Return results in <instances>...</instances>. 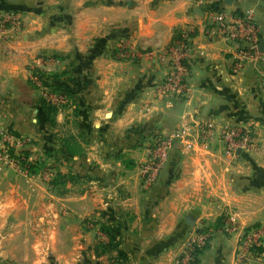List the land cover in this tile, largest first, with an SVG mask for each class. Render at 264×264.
I'll return each mask as SVG.
<instances>
[{
	"label": "crops",
	"instance_id": "0c3cea01",
	"mask_svg": "<svg viewBox=\"0 0 264 264\" xmlns=\"http://www.w3.org/2000/svg\"><path fill=\"white\" fill-rule=\"evenodd\" d=\"M206 9L252 11L258 46L264 41V0ZM0 11L22 16L19 31L0 35V129L33 147L25 168L0 157V264H176L185 240L203 230L212 234L197 264H236L225 219L264 224V186L251 185L264 173L261 66L232 77V49L210 36L194 0H0ZM182 31L190 35L187 92L172 99L157 93L168 73L159 57ZM69 54L78 60L71 106L48 116L30 71L40 55ZM52 66L43 69L71 64ZM194 121L215 123L212 141L192 153L174 142L157 182L142 189L153 138ZM233 126L257 130L259 151L228 158L218 135Z\"/></svg>",
	"mask_w": 264,
	"mask_h": 264
},
{
	"label": "built area",
	"instance_id": "2783aa9c",
	"mask_svg": "<svg viewBox=\"0 0 264 264\" xmlns=\"http://www.w3.org/2000/svg\"><path fill=\"white\" fill-rule=\"evenodd\" d=\"M215 0H194V4L204 9L203 19L211 37L225 42L231 47L230 75H238L245 66L258 64L261 66L259 86L264 93V55L258 50L259 30L255 22L253 12L241 14L226 12L225 10L206 9ZM22 26V16L16 12L0 11V35L5 32H17ZM190 46L188 32H180L179 38L169 46L159 57V61L168 68V73L162 83L157 87V93L179 99L186 96L188 68L186 56ZM119 58H125L127 52L124 47L117 50ZM42 56V57H41ZM37 63V69L45 72L48 65L56 64L58 60L47 55H41ZM42 68V69H40ZM30 83L35 88L42 90V98L53 106H63L68 100L60 93L44 88L38 80V76L30 75ZM215 123L212 121H194L191 125L182 124L174 133L156 140L147 153L148 160L141 163L139 175L141 187L144 190L151 188L165 166L174 142L184 153L194 151V147H204L212 141L215 132ZM8 136L10 139H5ZM224 154L228 158H234L239 152H258L260 149L259 139L256 132L248 127H224L218 135ZM13 134L0 129V149H12L8 146ZM8 158V157H7ZM223 231L228 236L236 237L235 259L236 264H248L261 261L264 249V224L240 228L233 215H229L223 225ZM212 234L211 230H203L190 235L183 243V251L175 257L176 264H192L194 254L202 250L208 243Z\"/></svg>",
	"mask_w": 264,
	"mask_h": 264
},
{
	"label": "trees",
	"instance_id": "16d2710c",
	"mask_svg": "<svg viewBox=\"0 0 264 264\" xmlns=\"http://www.w3.org/2000/svg\"><path fill=\"white\" fill-rule=\"evenodd\" d=\"M53 57L54 59L58 60L59 59H65L68 60L71 64V67L69 69H64L60 73H45L41 72L39 70H31L30 74L33 76H38V80L41 82L42 86L44 88H48L51 91L58 92L62 94L67 100L68 103L63 106H53L50 103H47L43 98H39V104L40 108L42 109L43 114L50 115L51 113H54L56 109L61 108V107H70L71 106V101L73 100V95H74V89L76 82L71 80V74L76 73L74 70L73 66L77 63V56L76 55H63V56H50ZM30 83V81H29ZM30 86L33 88L34 86L30 83ZM74 87V88H73ZM49 118V117H48ZM5 130V129H4ZM8 131V130H7ZM11 133V132H10ZM13 134V133H11ZM67 153H71L69 150H66ZM32 173H36L35 171ZM253 183V184H252ZM252 186H264V173L261 171H257L256 177L253 182H251ZM250 185V186H251ZM102 231L109 237V239H113L112 236V230L104 227L102 228ZM175 238L172 237V240ZM204 249V248H203ZM202 249V250H203ZM202 250L195 252L194 254V261L192 264H197L198 262V257L201 254Z\"/></svg>",
	"mask_w": 264,
	"mask_h": 264
},
{
	"label": "rangeland",
	"instance_id": "374dc122",
	"mask_svg": "<svg viewBox=\"0 0 264 264\" xmlns=\"http://www.w3.org/2000/svg\"><path fill=\"white\" fill-rule=\"evenodd\" d=\"M39 57H37V58H39ZM52 65H54V64H52ZM52 65H48L46 68L47 69L48 68H52L53 67ZM32 68H34L33 70H37V68H35V67H32ZM33 88H34V90H36V92H38V98H42V96H41L43 94L42 93V90L40 88H35V87H33ZM252 126L255 129H257V130L260 129V124H255V125H252ZM252 126H250V128H252ZM254 128H252V129L255 130ZM257 130H256V132H257ZM163 137H166V136H160V137L153 138L152 144L150 145L149 148H151L153 146V144H154V142L156 140H158L159 138H163ZM257 138L259 139L258 135H257ZM3 139L4 138H1L0 139V142H2ZM5 139H10V137L6 136ZM31 143H32V139L31 138H28V137H26L24 135H18V134H14L13 133V137L10 140V144H8V146H10L9 149L11 148L12 151H9L8 152V150L5 147L4 148H1L0 149V157L3 160H5V161L12 162L14 165L22 166L23 168H25L28 165L27 164L28 163L27 162L28 159L25 157V152H29V150L31 148H33V147H31ZM259 143H260V141H259ZM149 148H148V151H149ZM148 151H147V153H148ZM192 152L193 151H191L189 153H192ZM147 153H146V156L144 157V160L143 161L148 160L147 159L148 158ZM45 170L50 171L48 169V167ZM26 171H28V170H26ZM28 173L31 174L32 172L28 171ZM41 174L44 177V181L47 182L49 180L48 179V177H49L48 173L45 172V171H41ZM261 252H262V250H261ZM255 263H258V264L262 263V259H261V261L259 260V261L255 262Z\"/></svg>",
	"mask_w": 264,
	"mask_h": 264
},
{
	"label": "water",
	"instance_id": "95a60500",
	"mask_svg": "<svg viewBox=\"0 0 264 264\" xmlns=\"http://www.w3.org/2000/svg\"><path fill=\"white\" fill-rule=\"evenodd\" d=\"M231 1L232 0H225V4L229 5L231 3ZM258 50H259V52L264 54V41L260 42V45L258 46Z\"/></svg>",
	"mask_w": 264,
	"mask_h": 264
}]
</instances>
